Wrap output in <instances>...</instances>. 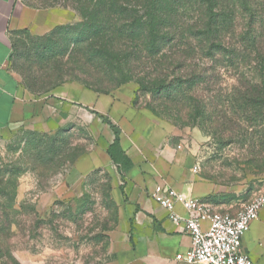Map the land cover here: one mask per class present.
<instances>
[{
    "label": "rangeland",
    "instance_id": "1",
    "mask_svg": "<svg viewBox=\"0 0 264 264\" xmlns=\"http://www.w3.org/2000/svg\"><path fill=\"white\" fill-rule=\"evenodd\" d=\"M43 35L18 31L12 36L10 69L22 86L21 68L28 66L32 41ZM247 66L252 71L257 65ZM144 72L139 67L135 76ZM237 72L230 69L216 88L244 91L247 82H239ZM251 74L249 85L262 86L263 79ZM64 80L34 95L42 103L40 122L0 131V264H116L112 234L124 195L123 180L106 152L114 133L84 103L87 87ZM118 90L132 91L139 111L171 128V140L187 162L221 188L215 198L242 206L264 190V113H249L252 120L243 114L236 124L223 126L219 117L212 124L203 117L200 124L186 126L137 81L107 94Z\"/></svg>",
    "mask_w": 264,
    "mask_h": 264
},
{
    "label": "trees",
    "instance_id": "2",
    "mask_svg": "<svg viewBox=\"0 0 264 264\" xmlns=\"http://www.w3.org/2000/svg\"><path fill=\"white\" fill-rule=\"evenodd\" d=\"M256 2L41 0L38 6L28 3L43 8L62 7L78 19L57 25L32 41L28 66L21 68L23 86L41 94L64 82L67 76L107 94L134 80L161 101L164 111L173 112L186 126L200 124L203 117L212 124L219 117L223 126L236 124V117L243 114L252 120L249 113H264V4ZM66 56L68 60L64 62ZM251 63L257 65L255 70L246 71L243 67ZM65 67L69 72L64 73ZM139 67L147 71L143 76H135ZM230 69L238 70L239 82H247L244 91L216 88L224 76L231 75ZM253 72L263 79L262 86L249 85ZM88 109L114 133L107 154L123 180L120 190L126 197L125 177L134 162L122 147V129L108 116ZM150 109L157 115L155 108ZM131 241L134 243L133 236Z\"/></svg>",
    "mask_w": 264,
    "mask_h": 264
},
{
    "label": "crops",
    "instance_id": "3",
    "mask_svg": "<svg viewBox=\"0 0 264 264\" xmlns=\"http://www.w3.org/2000/svg\"><path fill=\"white\" fill-rule=\"evenodd\" d=\"M77 19L62 7L43 8L22 0H0V131L40 122L43 112L41 101L34 98L37 94L24 89L20 78L10 69L12 36L25 30L34 35L46 34L57 25ZM83 92L88 108L108 116L121 127L122 147L134 162L125 177L126 197L124 203H119L118 226L112 234L116 264H188L176 256L191 247V237L184 223H174L169 212L154 200L155 187L172 186L204 200L215 211L235 214L244 204L236 206L232 200L215 198L221 188L187 162L173 144L169 126L134 106L132 91L106 94L85 88ZM108 159L112 162L109 155ZM175 211L187 216L181 203ZM243 245L257 263L264 264V208L246 233Z\"/></svg>",
    "mask_w": 264,
    "mask_h": 264
},
{
    "label": "built area",
    "instance_id": "4",
    "mask_svg": "<svg viewBox=\"0 0 264 264\" xmlns=\"http://www.w3.org/2000/svg\"><path fill=\"white\" fill-rule=\"evenodd\" d=\"M152 197L169 212L174 223H184L191 237V247L176 259L188 264H257L245 250L243 240L264 208V190L235 214L215 211L204 200L164 184L155 187ZM178 203L183 204L187 216L175 211Z\"/></svg>",
    "mask_w": 264,
    "mask_h": 264
}]
</instances>
